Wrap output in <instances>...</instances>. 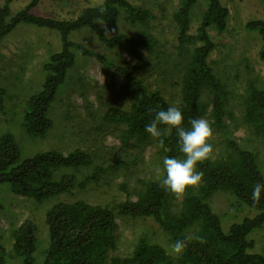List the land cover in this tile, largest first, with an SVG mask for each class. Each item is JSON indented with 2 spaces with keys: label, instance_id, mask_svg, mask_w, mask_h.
<instances>
[{
  "label": "trees",
  "instance_id": "trees-1",
  "mask_svg": "<svg viewBox=\"0 0 264 264\" xmlns=\"http://www.w3.org/2000/svg\"><path fill=\"white\" fill-rule=\"evenodd\" d=\"M13 1L5 0L0 4V43L22 23L56 30L62 42L61 49L43 64L46 76L42 89L27 101L23 126L28 134L39 137L48 135L54 127L48 112L57 101L61 86L70 71L81 66L79 60L93 58L102 62L105 69L113 68L123 78L115 96H100V109L89 112L91 118L86 120L92 122L91 131H94L96 138L105 139L108 133H116L120 138V145L110 148L120 151H117L115 161L108 165L104 173L109 170L131 172V164H136L137 159L130 161L128 155H122V152L134 147L138 150V158L144 157L143 150L147 146L155 145L152 158L158 167H163L165 156H182L175 128L161 125L164 131L163 147L158 138L145 131V126L154 119L152 109L158 111L169 106L179 107L184 115L185 128L190 127V119L210 115L217 130L226 129L228 132L229 125L225 122L228 101L226 87L209 59L217 48L210 29L223 32L229 24L230 9L221 0H206L196 33L190 32L191 11L199 0H180L175 8L166 6L163 0L141 3L134 0H104L102 4L85 5L72 17L34 14L32 9L42 0H32L13 13ZM100 8L105 9L103 14ZM169 16L175 34L171 42L163 41L160 30H157L162 28L164 18ZM121 20L137 28L134 35L122 32L105 37L100 22L113 26ZM247 26L258 30L261 35L259 56L264 61V20L248 22ZM82 29L92 32L108 52L71 37L72 33ZM121 47L135 57V65L122 64L112 56L110 51ZM150 59L156 60L150 67L151 73L156 75L152 80L140 73ZM248 80L251 85L245 96L243 121L254 134L257 132V135L263 136L264 89L255 87L254 81ZM114 81L106 82L104 89L114 90ZM170 85L175 86L174 93L169 90ZM2 108L0 93V110ZM240 145L236 138L228 135L224 140L227 154L201 163L199 169L204 173L203 183L199 187H190L180 199L162 189L156 176H137L133 190H129L127 184L121 185L127 191V198L113 206L92 203L84 198L54 204L46 212L49 247L40 264H264V254L247 251L253 245L248 235L264 225V193L259 203L254 202L251 195L254 184L264 182V177L259 171L255 153ZM101 147L103 149V144ZM107 154L109 151L105 152ZM97 158L96 154L92 157V154L81 149L66 153L53 149L21 161L20 148L14 135L5 132L0 135V185L8 183L13 192L42 202L69 192L76 185L74 173L65 174L57 180L51 179L54 168L75 167L78 170L91 164L93 159L97 161ZM104 160L106 163L107 160ZM99 164L87 178L88 181L96 183L101 180L104 165L102 162ZM88 181L79 185L84 187ZM216 192L233 195L258 209L259 213L241 223L232 224L225 232L210 203ZM120 216L137 224L148 219L155 221L162 230L160 233L165 234L170 242L175 243L177 239L185 237L192 239L182 254L173 257L163 244L143 234L132 241L121 240ZM11 236L14 251L23 256L20 264H37L34 254L38 234L34 220H23L11 230ZM121 247L128 251H120ZM0 264H6L3 252H0Z\"/></svg>",
  "mask_w": 264,
  "mask_h": 264
},
{
  "label": "rangeland",
  "instance_id": "rangeland-1",
  "mask_svg": "<svg viewBox=\"0 0 264 264\" xmlns=\"http://www.w3.org/2000/svg\"><path fill=\"white\" fill-rule=\"evenodd\" d=\"M136 3L147 2V0H134ZM175 8L180 0H163ZM230 9L229 24L227 30L218 32L215 28L210 29V33L217 44V48L210 56V64L216 74L221 78L226 87V97H228L225 122L229 125L226 129L217 130L210 115L204 117L209 120L215 130V139L212 141L215 149L213 158H220L227 153L224 140L230 135L240 142L242 148L255 153L259 171L264 177V135L259 136L253 132L243 121L245 96L247 94L250 80L255 87L264 89V61L259 56L262 46V38L258 30L250 29L248 22L264 20V0H221ZM5 0H0L3 4ZM32 0H14L11 3L13 13L24 8ZM104 0H62L54 2L42 0L32 9L36 15L72 17L87 4H102ZM206 0H199L191 11V33L197 32V27L203 17ZM170 8V10H172ZM157 16L159 14L157 13ZM161 39L171 42L174 38V28L171 26L170 16L163 20ZM108 29L116 31L111 36L119 33L134 35V26L125 20H121L117 25H107ZM75 40L83 41L86 44L100 51L108 52L100 45L95 35L87 29H82L71 34ZM62 47L60 33L53 29L38 27L32 24H20L9 33L0 43V90L3 98V108L0 110V135L11 133L14 135L19 148L20 160L31 158L39 153L51 151L53 149L74 151L81 149L92 157L96 154V159L86 167H59L54 168L51 179H60L65 174L76 175V185L69 192L55 195L42 202L35 201L31 197L19 195L12 191L8 183L0 185V198L3 208L0 209V252H3L6 264H20L23 256L14 251L11 230L19 225L23 220L33 219L37 226L38 244L34 257L37 264L44 261L49 247V232L46 224V212L56 203H71L78 198H84L92 203L110 205L118 204L127 198V191L121 185L127 184L129 190L136 186V177L156 176L158 165L155 164V145L147 146L144 157L138 156V150L134 147L122 155H128V160L137 159L136 164H131V172L125 170H107L110 163L115 161L117 148L111 147L120 145V138L115 133H108L105 139L100 140L91 131L93 124L86 121L91 118L88 113L98 111L99 97H114L120 88L123 78L116 74L113 68L105 69L104 64L96 58L79 60L81 65L75 71H70L65 83L61 86L57 101L51 106L48 116L54 121V127L47 136L39 137L28 134L23 126V117L26 110L27 101L30 96L42 89L46 73L43 64L50 56L59 51ZM116 60L125 65H135L136 59L125 47L110 51ZM120 53L122 56H120ZM119 54V55H118ZM120 56V57H119ZM147 63L140 73L149 79L156 77L151 73L153 59ZM82 63V64H81ZM150 68V70H149ZM115 80L114 90L104 89L106 82ZM248 80V81H247ZM175 86L170 85L169 90L174 93ZM233 116V117H232ZM89 133V134H87ZM100 137V136H99ZM99 139V140H96ZM103 144V149H102ZM104 151V152H103ZM109 151L108 157L105 152ZM106 159V163L105 160ZM103 163L104 170L99 182L88 181L87 178L93 173L99 163ZM162 169V166L159 167ZM137 175H134V173ZM104 173V174H103ZM88 181L86 186L79 184ZM94 183V184H93ZM213 210L218 215L221 227L225 232L234 223H241L246 218H252L259 213L258 209L250 207L239 201L235 196L224 192H216L210 199ZM128 218L120 216L118 223L122 232L121 240H133L139 235L159 241L168 250L174 242L168 241L160 226L151 219L131 223ZM132 224V225H131ZM167 237V236H166ZM248 237L253 241L247 251L250 253L264 254V225L255 228ZM126 238V239H125ZM127 243H130L127 241ZM126 251L121 247L120 251ZM128 251V250H127Z\"/></svg>",
  "mask_w": 264,
  "mask_h": 264
},
{
  "label": "clouds",
  "instance_id": "clouds-1",
  "mask_svg": "<svg viewBox=\"0 0 264 264\" xmlns=\"http://www.w3.org/2000/svg\"><path fill=\"white\" fill-rule=\"evenodd\" d=\"M105 9L100 8L101 14ZM104 27L105 37H111L115 29H108L107 24L100 22ZM154 119L146 126L145 131L153 138H158L161 147L164 145V131L161 125L175 128L179 141L180 157L165 156L162 169H156V178L160 187L170 191L177 199L182 198L190 187H199L203 183L204 173L199 165L213 158L215 149L212 141L215 139V130L209 120L201 117L190 119V127L184 126V115L179 107L169 106L167 109H152ZM264 193V182L257 181L252 191V199L259 203ZM191 237L177 239L168 250L172 254L180 255L187 248Z\"/></svg>",
  "mask_w": 264,
  "mask_h": 264
}]
</instances>
